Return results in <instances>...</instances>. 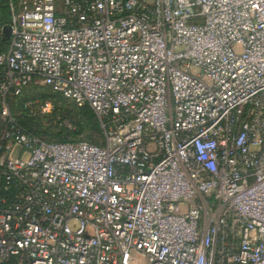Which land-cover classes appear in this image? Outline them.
I'll list each match as a JSON object with an SVG mask.
<instances>
[{"label":"built area","instance_id":"2783aa9c","mask_svg":"<svg viewBox=\"0 0 264 264\" xmlns=\"http://www.w3.org/2000/svg\"><path fill=\"white\" fill-rule=\"evenodd\" d=\"M6 1L0 264H264V0ZM32 85L103 143L27 131Z\"/></svg>","mask_w":264,"mask_h":264},{"label":"rangeland","instance_id":"374dc122","mask_svg":"<svg viewBox=\"0 0 264 264\" xmlns=\"http://www.w3.org/2000/svg\"><path fill=\"white\" fill-rule=\"evenodd\" d=\"M8 22L3 25L6 28V34L9 35V18ZM28 100L34 103L32 112L26 109L24 104ZM49 102L51 104L50 112L42 113L39 109L40 104ZM9 104L13 116L19 121L30 120L31 129L46 141H56L58 139L59 129L65 128L72 130L78 119V108L71 100L53 94L48 88L40 85H32L24 91V94L18 98H10ZM95 114V113H94ZM96 115V114H95ZM97 117V116H96ZM94 143H99L101 138L95 134L89 135ZM84 135L78 139H84ZM103 142V140H102Z\"/></svg>","mask_w":264,"mask_h":264},{"label":"trees","instance_id":"16d2710c","mask_svg":"<svg viewBox=\"0 0 264 264\" xmlns=\"http://www.w3.org/2000/svg\"><path fill=\"white\" fill-rule=\"evenodd\" d=\"M0 16H1V23L5 25L8 22V14H7V1L0 0ZM7 40L4 39L3 34L0 36V49L5 46ZM28 89V88H27ZM24 94V93H23ZM22 94V95H23ZM21 95V96H22ZM19 96V97H21ZM18 98V97H16ZM82 107V106H81ZM31 112V111H30ZM78 119L75 124V127L72 130H68L65 128L59 129L58 132V139L56 141H47V142H68V141H77V140H84L94 145H101L103 142V135L99 126L98 119L94 114V111L90 108V106L86 105L82 108H78L77 110ZM20 125H22L27 131L35 135L36 137L40 138L36 132L31 129V122L30 120H19ZM92 134H95L101 141L99 143H94L91 140ZM84 135V139H78L79 136ZM42 139V138H40ZM43 140V139H42ZM46 141V140H44Z\"/></svg>","mask_w":264,"mask_h":264},{"label":"water","instance_id":"95a60500","mask_svg":"<svg viewBox=\"0 0 264 264\" xmlns=\"http://www.w3.org/2000/svg\"><path fill=\"white\" fill-rule=\"evenodd\" d=\"M5 30H6V28L4 27V28H3V37H4V39H5V40H7V39H8V37H9V35L7 36V34H6V31H5Z\"/></svg>","mask_w":264,"mask_h":264}]
</instances>
